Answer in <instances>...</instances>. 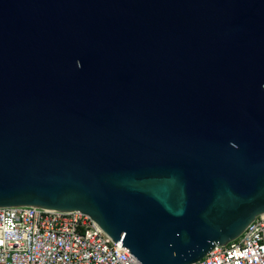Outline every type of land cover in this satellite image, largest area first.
<instances>
[{
    "label": "water",
    "instance_id": "water-1",
    "mask_svg": "<svg viewBox=\"0 0 264 264\" xmlns=\"http://www.w3.org/2000/svg\"><path fill=\"white\" fill-rule=\"evenodd\" d=\"M79 211L141 264L264 212V0H0V207Z\"/></svg>",
    "mask_w": 264,
    "mask_h": 264
},
{
    "label": "built area",
    "instance_id": "built-area-1",
    "mask_svg": "<svg viewBox=\"0 0 264 264\" xmlns=\"http://www.w3.org/2000/svg\"><path fill=\"white\" fill-rule=\"evenodd\" d=\"M0 264H141L79 211L0 207ZM192 264H264V212Z\"/></svg>",
    "mask_w": 264,
    "mask_h": 264
}]
</instances>
